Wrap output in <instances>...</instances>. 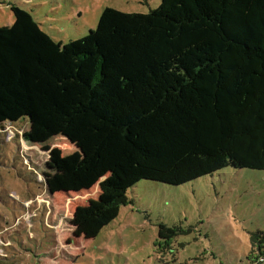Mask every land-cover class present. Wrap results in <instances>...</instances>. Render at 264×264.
<instances>
[{
    "label": "trees",
    "instance_id": "obj_1",
    "mask_svg": "<svg viewBox=\"0 0 264 264\" xmlns=\"http://www.w3.org/2000/svg\"><path fill=\"white\" fill-rule=\"evenodd\" d=\"M9 7L0 127L25 121L22 138L32 144L78 132L83 169L100 174L165 145L170 169L201 160L264 170V0H160L144 13L105 7L92 31L62 43ZM128 175L111 172L97 198L75 209L74 237L93 238L117 217L129 202ZM178 232L159 223L162 251ZM246 259L264 264V234L250 235Z\"/></svg>",
    "mask_w": 264,
    "mask_h": 264
},
{
    "label": "rangeland",
    "instance_id": "obj_2",
    "mask_svg": "<svg viewBox=\"0 0 264 264\" xmlns=\"http://www.w3.org/2000/svg\"><path fill=\"white\" fill-rule=\"evenodd\" d=\"M159 2L0 0V26L13 22L16 5L62 43L92 31L105 7L144 13ZM27 129L25 121L0 127V264H248L250 235L264 234V170L201 160L170 169L165 145L100 174L83 169L78 132L32 144L22 138ZM113 171L129 173V202L95 237H74L68 218L97 198ZM159 223L179 229L165 251Z\"/></svg>",
    "mask_w": 264,
    "mask_h": 264
}]
</instances>
